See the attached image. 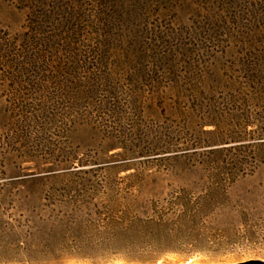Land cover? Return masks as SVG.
Instances as JSON below:
<instances>
[{
    "label": "rangeland",
    "instance_id": "rangeland-1",
    "mask_svg": "<svg viewBox=\"0 0 264 264\" xmlns=\"http://www.w3.org/2000/svg\"><path fill=\"white\" fill-rule=\"evenodd\" d=\"M22 1L0 0V31L9 38H24L30 27L31 10ZM64 1L65 7L69 3L67 12L76 10L81 17L67 28L59 26L57 18L43 22L38 34L41 51L50 37L61 45L75 37L81 41V52L88 49L96 59L128 64L127 77L139 72L134 80L161 95L174 87L187 88L184 79L191 80L188 86L214 91L215 98L256 85L261 92L237 101L247 111L254 110L243 118L264 120V60L251 61L247 53L255 52L239 50L234 43L243 41L239 32L247 36L248 28L249 36L264 39V0ZM48 4L49 11L53 3ZM76 27L77 38L71 34ZM174 44L190 47L174 52L177 63L170 65L162 57ZM2 63L0 264L264 263V163L258 161L254 173L230 180L186 159L127 157L111 136L82 124L70 125L68 117L51 124L47 141H30L39 157L30 159L7 132L8 108L17 87L7 80L11 70ZM245 63L259 66L246 68ZM172 96L168 91L167 97ZM173 103H153L146 121L160 125L178 120L169 108ZM181 103L190 107L188 99ZM225 122L229 129L239 125L228 117ZM196 129L199 150L239 144L201 132L213 133L214 126ZM148 137L146 142H152L154 137ZM46 154L51 159L45 161ZM66 160H73L74 167L61 170L60 162ZM55 164L60 167L57 172L41 171Z\"/></svg>",
    "mask_w": 264,
    "mask_h": 264
},
{
    "label": "trees",
    "instance_id": "trees-1",
    "mask_svg": "<svg viewBox=\"0 0 264 264\" xmlns=\"http://www.w3.org/2000/svg\"><path fill=\"white\" fill-rule=\"evenodd\" d=\"M22 2L27 3L28 9L31 10L30 27L24 38H9V35L0 31V60L3 67L11 70L7 72V80L17 87L14 89L16 94L13 93L15 99L11 100L8 108L10 122L7 132L12 134L10 138L12 142H20L25 150L22 154L26 157L39 158L30 149V141H47L45 136L51 133V124L59 117H68L66 119L70 125L82 124L111 136L117 141V145L122 146L127 157L144 156L157 161L169 160L172 157L176 161L186 159L192 166H208L214 174L221 173L230 180L241 174L254 173L258 161L264 163V120L249 118L254 110L247 111L239 106L237 101L240 97L251 99L253 95H257L261 92L259 86H250V90L246 89L248 91L239 89L232 91L234 94L229 92L215 98L211 96L214 95V91L208 93L200 89L199 85L188 86L191 80L184 79L183 81H188L184 82V87L187 88L183 86L167 88L173 96L167 97L168 91L161 95L156 88L134 80L135 75L140 76L139 72L127 77L128 64L111 63L106 57L96 59L98 55L92 54L88 49L84 53L81 52L79 49L81 41L75 40V37L66 40L64 42L66 45H61L56 38L53 40L50 37L47 41L44 40L49 48L41 51L38 34L43 22L57 18L59 26L67 28L66 25L72 21L76 23L81 14L76 10L67 12L69 3L66 7L63 6L61 3L65 4L64 0ZM49 2L53 3V8L48 11ZM46 12L48 15H45ZM247 31L252 32L251 28ZM78 32L77 29L71 34H75L77 38L80 36ZM239 33L243 41L235 40V47L242 51L258 53V55L247 53L251 61L264 60V39L258 40V36H249L250 33L247 36ZM257 33L260 34L261 30L259 29ZM220 44L223 45L222 42ZM186 47L190 46L174 44L170 51L164 54L162 60L166 59L170 65L176 64L177 58L173 53L185 51ZM50 49L57 55L50 53ZM225 50L227 49L223 46L221 52L224 53ZM49 54L53 57L48 60ZM249 65L244 64L246 68H249ZM250 66L255 68L259 65ZM118 74L119 76L123 74L124 78H113ZM201 77L202 75L198 76L196 81L200 82ZM55 98L59 101L57 102ZM184 98L189 100L190 107L182 106ZM166 100L174 101L169 108L175 111L173 113L177 115L178 120H167L160 125L147 122L146 110L151 109L153 103ZM223 106H230L234 110H228ZM246 114L249 116L243 118ZM227 117L234 123L238 120L239 125L236 123L229 129L225 122ZM68 123L65 125L68 126ZM205 125L214 126L216 129L213 133L201 131L203 134H218L219 137L230 138L239 144L230 148L199 150L202 145L195 137L196 128L203 129ZM252 125L256 126L255 130L248 131ZM148 135L154 137L150 143L145 140L149 138ZM246 137L253 140L246 141ZM223 153H226L224 157H220ZM46 156L45 161L52 157L47 154ZM60 163L64 164L61 170H70L74 167L73 160ZM58 165L42 168L41 171L57 172Z\"/></svg>",
    "mask_w": 264,
    "mask_h": 264
},
{
    "label": "water",
    "instance_id": "water-1",
    "mask_svg": "<svg viewBox=\"0 0 264 264\" xmlns=\"http://www.w3.org/2000/svg\"><path fill=\"white\" fill-rule=\"evenodd\" d=\"M264 264V263H263Z\"/></svg>",
    "mask_w": 264,
    "mask_h": 264
}]
</instances>
